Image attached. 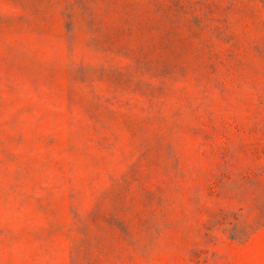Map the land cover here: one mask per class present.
<instances>
[{
    "label": "rangeland",
    "instance_id": "obj_1",
    "mask_svg": "<svg viewBox=\"0 0 264 264\" xmlns=\"http://www.w3.org/2000/svg\"><path fill=\"white\" fill-rule=\"evenodd\" d=\"M0 264H264V0H0Z\"/></svg>",
    "mask_w": 264,
    "mask_h": 264
}]
</instances>
